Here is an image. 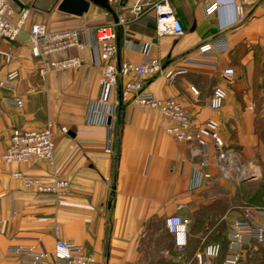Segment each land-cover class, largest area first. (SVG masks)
<instances>
[{"label":"crops","instance_id":"1","mask_svg":"<svg viewBox=\"0 0 264 264\" xmlns=\"http://www.w3.org/2000/svg\"><path fill=\"white\" fill-rule=\"evenodd\" d=\"M17 1L28 11L23 32L15 41L0 42L1 50L13 54L9 63L0 62V79L18 72L12 88H0V264H19L11 249L34 237H40L47 249L54 238L72 240L98 264H196L194 254L205 244L202 233L212 218L208 212L218 208L214 202L218 198L233 196V186L214 169L211 141L207 145L211 166L202 168L196 146L175 143L166 133L173 124L170 119L132 102L122 89L127 78L118 80L119 108L107 126L86 123L89 105L99 96L100 68L91 31L122 18L124 24L116 29V64L153 59L164 73L186 69L172 80L164 74L149 77L144 86L160 100L178 101L193 128L215 120L225 149L236 152L245 164H262L264 0H247L243 18L235 24L234 5L241 0H218L219 7L210 14L204 12V0H169L183 33L160 37L155 34L153 11L139 18L130 14L136 4L147 8L159 0H107L109 10L90 4L80 17L58 11L61 0ZM33 23L52 31L78 30L86 48L61 51L49 59L81 57V66L41 78V61L25 44ZM207 42L214 43L213 52L200 56L197 48ZM141 46H146L143 54ZM227 68L233 71L231 79L222 75ZM216 86L223 87L227 97L220 109L211 110L207 102ZM16 99L22 102L20 107L12 103ZM47 122L54 125L51 163L2 162L13 131L38 130ZM62 127L67 134L59 132ZM14 172L44 183L62 179L67 188L60 196L39 194L13 178ZM205 173L211 178L201 180ZM176 214L191 219L180 258L164 228L165 219ZM232 215L228 207L222 217ZM162 250L169 255L162 256Z\"/></svg>","mask_w":264,"mask_h":264},{"label":"built area","instance_id":"2","mask_svg":"<svg viewBox=\"0 0 264 264\" xmlns=\"http://www.w3.org/2000/svg\"><path fill=\"white\" fill-rule=\"evenodd\" d=\"M247 0H241L234 5V24L243 18V4ZM219 7L218 0H204L203 9L205 14L215 12ZM148 10L153 11L156 36L173 35L179 36L183 28L176 17L169 0H159L144 7L142 4L134 5L130 14L134 18L141 17ZM28 16L25 9H17L10 0H0V42L15 41L23 32V27ZM124 20L118 18L115 22L96 27L91 31L93 47L97 50V64L100 68L98 78L99 96L93 100L87 112L86 123L88 125L107 126L108 119L112 120L119 108L116 98V90L119 78H127L122 83L124 92L131 96L132 102L139 107L156 110L162 117L170 119L173 124L166 128V133L175 143H186L196 146L200 153L199 166L209 168L211 162L208 157L207 145L211 141L216 152L214 169L223 179L238 183L248 175H252L250 167L242 162L236 152L224 148L220 139L218 123L213 119L206 120L202 125L193 128L187 113L175 99L160 100L148 92L144 86L145 79L164 74L172 80L177 75L186 73L182 68L175 71L163 72L161 64L157 60H144L138 65L129 62L116 64L117 32L119 25ZM26 46L31 55L41 61L42 67L39 75L44 78L48 72L64 71L71 68H78L82 64L81 57H65L50 60L49 57L55 53L68 49L83 50L85 43L80 39V32L76 29H65L52 31L44 24L33 23L30 25ZM214 43L207 42L198 46L200 56L213 52ZM143 54L146 46H141ZM13 59L9 50L0 49V62L5 64ZM186 64H201L194 61H186ZM222 75L231 79L233 71L229 68L222 71ZM18 78V72H8L3 79H0V88L10 89L13 82ZM196 94L194 89H191ZM227 97L223 87L216 86L212 89L207 102V108L218 110L222 107ZM17 107L22 105L18 99L12 101ZM61 134H67L65 128H59ZM54 125L47 122L43 128L38 130L18 131L11 133L8 143L1 155L2 162L6 164H27L31 161H45L51 163L54 148ZM110 139L106 140V152L109 150ZM15 179H19L25 188L33 189L36 193L60 196L65 193L67 182L62 179H53L50 183L38 177L25 175L20 172L11 173ZM211 176L208 173L202 174L200 179L207 180ZM191 226L189 217L176 214L164 221V228L172 238L175 255L180 258L187 245V236ZM55 232L58 228L55 227ZM224 245L212 243L204 246L194 254L196 264H244L243 252L252 244L262 248L264 252V208H244L239 217L234 218L226 229ZM11 252L18 257L19 264H98L83 247L72 240L54 238L52 247H44L40 237H34L30 243L15 246ZM162 256H168V250L161 251Z\"/></svg>","mask_w":264,"mask_h":264},{"label":"rangeland","instance_id":"3","mask_svg":"<svg viewBox=\"0 0 264 264\" xmlns=\"http://www.w3.org/2000/svg\"><path fill=\"white\" fill-rule=\"evenodd\" d=\"M247 165L252 170L251 179L242 183H233L225 180L233 186V196L228 199L221 197L214 201L218 208L212 211V213L208 212L212 218L211 222H209L210 226L208 223L205 227L207 231H203L202 233L205 239L203 247L212 243L224 245V235L232 216L240 214L244 208H264V163H251ZM228 207L233 215L223 218L224 210ZM214 216L217 217V221L215 222L212 221ZM243 261L244 264H264V252L262 248L256 244L250 245L243 253Z\"/></svg>","mask_w":264,"mask_h":264},{"label":"water","instance_id":"4","mask_svg":"<svg viewBox=\"0 0 264 264\" xmlns=\"http://www.w3.org/2000/svg\"><path fill=\"white\" fill-rule=\"evenodd\" d=\"M10 1L18 8L23 9L22 5L19 4L17 0ZM90 4H94L101 8L109 10L107 0H61L57 6V9L60 12L80 17L88 11ZM251 178L252 175H248L245 179L241 180L240 183L245 182Z\"/></svg>","mask_w":264,"mask_h":264}]
</instances>
